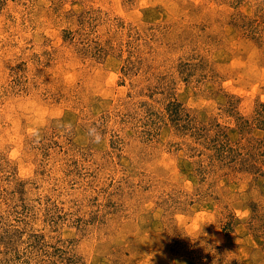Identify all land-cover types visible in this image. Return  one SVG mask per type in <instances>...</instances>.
<instances>
[{
	"label": "rangeland",
	"instance_id": "374dc122",
	"mask_svg": "<svg viewBox=\"0 0 264 264\" xmlns=\"http://www.w3.org/2000/svg\"><path fill=\"white\" fill-rule=\"evenodd\" d=\"M0 264H264V0H0Z\"/></svg>",
	"mask_w": 264,
	"mask_h": 264
},
{
	"label": "clouds",
	"instance_id": "9594fccd",
	"mask_svg": "<svg viewBox=\"0 0 264 264\" xmlns=\"http://www.w3.org/2000/svg\"><path fill=\"white\" fill-rule=\"evenodd\" d=\"M207 223H210V222L206 221L205 224H207Z\"/></svg>",
	"mask_w": 264,
	"mask_h": 264
}]
</instances>
